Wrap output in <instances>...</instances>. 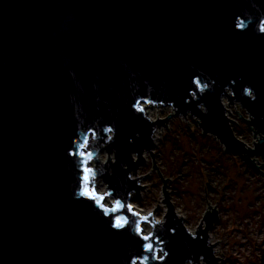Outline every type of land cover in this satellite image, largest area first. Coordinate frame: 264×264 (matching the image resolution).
<instances>
[{"label": "water", "instance_id": "water-1", "mask_svg": "<svg viewBox=\"0 0 264 264\" xmlns=\"http://www.w3.org/2000/svg\"><path fill=\"white\" fill-rule=\"evenodd\" d=\"M261 27L264 0H0V264H216V208L207 200L206 226L189 231L154 161L155 135L173 113L154 121L137 109L191 115L264 177ZM224 99L251 116L236 110L261 134L253 148L236 136ZM85 140L82 161L70 153ZM148 152L164 182L162 221L131 204ZM85 166L93 189L107 188L96 193L113 199L108 213L81 196ZM144 224L150 241L136 235Z\"/></svg>", "mask_w": 264, "mask_h": 264}, {"label": "rangeland", "instance_id": "rangeland-1", "mask_svg": "<svg viewBox=\"0 0 264 264\" xmlns=\"http://www.w3.org/2000/svg\"><path fill=\"white\" fill-rule=\"evenodd\" d=\"M225 106L229 110L228 117L234 121L232 127L236 136L253 148L254 141L257 143L261 134L254 137L255 132L244 120H248L246 109L237 102L229 104L227 99ZM142 107L154 121L173 113L165 124L167 127L158 128L152 153L163 179L171 180L166 181L169 202L177 215L184 219L186 228L195 233L200 224L205 227L206 211L212 213L216 208L219 217L209 233L212 244L220 241L215 245L216 258H220L216 264H222V259L225 264H264V177L256 174L237 154L225 150L214 136L204 134L198 120L191 115L177 117L171 106L146 103ZM108 156L105 152L100 158L105 162ZM145 156L137 176L132 174L135 179L146 176L139 181L145 188L140 193L141 197L132 196L131 204L162 221L169 210L167 203L163 202L166 199L164 182L158 170H152V154L148 152ZM111 157L115 158L114 155ZM257 160L264 171V159L258 156ZM94 188L107 192L103 182ZM207 200L212 209L208 208ZM142 228L145 234L153 230L149 224Z\"/></svg>", "mask_w": 264, "mask_h": 264}, {"label": "snow or ice", "instance_id": "snow-or-ice-1", "mask_svg": "<svg viewBox=\"0 0 264 264\" xmlns=\"http://www.w3.org/2000/svg\"><path fill=\"white\" fill-rule=\"evenodd\" d=\"M240 27L243 28V23H241ZM260 30H261V32H264V27H261ZM248 94L251 95L252 94L251 91H249ZM137 110L141 113L144 111V109L142 107L138 108ZM108 131L111 132L112 129L109 128ZM87 147H88V141L85 140L83 145H81V148L76 149L75 151L71 152L70 155L78 156L82 161H87L91 158V153L86 152L85 150H81V149H87ZM83 172H84V176H83L84 183H83V189L81 191V196L96 202L97 205L105 213H108L110 210L105 207L106 198L98 195L96 193V191L91 188V182H92V179L94 176L93 170L90 167L85 166L83 168ZM116 207H117V209H119L121 207L119 202H117ZM129 210L131 211V206H129ZM133 214L138 216V214H136V213H133ZM128 223H129V221L126 218H121V219H118L115 221L114 227L119 229V230H123V229L127 228ZM136 235L138 237H140V239L142 241H150L152 239V237L144 235L143 228L140 227L139 225H137V227H136ZM143 247L150 253L153 251V245L151 243L144 244Z\"/></svg>", "mask_w": 264, "mask_h": 264}, {"label": "bare ground", "instance_id": "bare-ground-1", "mask_svg": "<svg viewBox=\"0 0 264 264\" xmlns=\"http://www.w3.org/2000/svg\"><path fill=\"white\" fill-rule=\"evenodd\" d=\"M148 113V112H147ZM146 113V114H147ZM156 137V136H155ZM145 157H147V156H145ZM96 191L98 192V193H100L101 195H103V196H105V191H104V189H102V188H97L96 189ZM111 203H112V199L111 198H106V205H111ZM136 211L140 214H143V215H146L147 213L143 210V209H138V208H136ZM144 232H145V230H144ZM216 254H217V250H216Z\"/></svg>", "mask_w": 264, "mask_h": 264}, {"label": "built area", "instance_id": "built-area-1", "mask_svg": "<svg viewBox=\"0 0 264 264\" xmlns=\"http://www.w3.org/2000/svg\"><path fill=\"white\" fill-rule=\"evenodd\" d=\"M224 104H225V99H224ZM225 107H227V106H225ZM229 112V111H228ZM228 112H227V116H228ZM247 112V111H246ZM247 117H248V120H250L251 121V116H249L248 115V113H247ZM230 118V117H229ZM231 119V118H230ZM232 120V119H231ZM232 123H233V121H232ZM233 128V127H232Z\"/></svg>", "mask_w": 264, "mask_h": 264}, {"label": "trees", "instance_id": "trees-1", "mask_svg": "<svg viewBox=\"0 0 264 264\" xmlns=\"http://www.w3.org/2000/svg\"><path fill=\"white\" fill-rule=\"evenodd\" d=\"M235 134H236V132H235Z\"/></svg>", "mask_w": 264, "mask_h": 264}]
</instances>
